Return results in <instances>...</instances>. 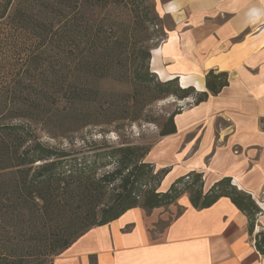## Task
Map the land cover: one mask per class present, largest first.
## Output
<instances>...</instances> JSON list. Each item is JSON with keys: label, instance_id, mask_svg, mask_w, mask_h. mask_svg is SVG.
I'll list each match as a JSON object with an SVG mask.
<instances>
[{"label": "trees", "instance_id": "16d2710c", "mask_svg": "<svg viewBox=\"0 0 264 264\" xmlns=\"http://www.w3.org/2000/svg\"><path fill=\"white\" fill-rule=\"evenodd\" d=\"M0 22V30L4 24L11 36L17 33L23 57L22 76L10 81L6 101L0 98V264H52L91 228L133 208L149 214L184 194L199 210L228 198L246 216L254 247L264 256V234L253 235L262 210L230 178L203 191L202 174L192 171L161 191L170 169L154 171L146 160L149 146L117 147L109 156L112 163L86 165L37 134L65 138L99 125L85 117L91 101L100 103L104 82L127 86L126 105L139 89L152 93L151 102L173 96L192 98L197 105L227 86V74L213 70L204 76L205 92L180 87L177 78L156 79L149 62L158 44L151 43L162 42L164 33L154 30L160 18L151 0H0ZM108 92L117 95L115 87ZM111 106L94 110L104 124L138 119L119 117L127 109L117 115ZM175 114L163 123L159 137L176 132Z\"/></svg>", "mask_w": 264, "mask_h": 264}, {"label": "crops", "instance_id": "0c3cea01", "mask_svg": "<svg viewBox=\"0 0 264 264\" xmlns=\"http://www.w3.org/2000/svg\"><path fill=\"white\" fill-rule=\"evenodd\" d=\"M157 15L173 28L151 50L149 66L161 81L205 92L207 71L226 73L217 95L187 105L173 117L176 132L159 137L146 160L168 167V186L201 173L203 191L228 177L254 201L264 194V0H159ZM165 187V188H166ZM264 208V206H263ZM181 210L167 219L170 210ZM167 222L161 231L155 225ZM264 234V213L254 233ZM264 264L246 216L228 198L195 209L187 194L149 214L140 208L91 228L52 264Z\"/></svg>", "mask_w": 264, "mask_h": 264}, {"label": "rangeland", "instance_id": "374dc122", "mask_svg": "<svg viewBox=\"0 0 264 264\" xmlns=\"http://www.w3.org/2000/svg\"><path fill=\"white\" fill-rule=\"evenodd\" d=\"M154 4L155 10L159 8L161 1L151 0ZM158 13V12H157ZM160 18V23L157 27L154 28L159 33H165L166 31L173 28V19L171 16L164 14H158ZM1 23V22H0ZM11 30H9L4 24L1 25L0 30V98L6 101L7 98V87L10 88V81L16 79V76L22 75L21 65L23 63L22 57V43H17L18 40L15 39L17 36H11ZM158 44L161 43H151ZM156 48V47H155ZM128 49V48H127ZM126 49V50H127ZM118 53V51H116ZM120 58H117L115 62L117 67L120 66ZM150 69V66H149ZM151 71V69H150ZM121 76V75H120ZM122 77V76H121ZM158 81H161L157 78ZM87 84L89 87H93L91 79L87 78ZM115 87L117 90V95H111L109 89ZM127 86L119 82L112 86L108 82H104L103 89L100 90L102 95L98 102L91 101L89 110H91L89 116L85 117L86 121H97L99 125H86L83 128H80L76 132L68 135L65 138H50L47 134L38 132L40 140L50 146L61 148L67 150L69 157L75 159L78 163L82 164H104L112 163L113 158L109 157L113 149L121 146L128 145H145L149 146L150 149L153 147L159 139V131L161 126L168 119L170 115L180 112L182 109L186 108L187 105L181 104L177 98L173 96H168L156 101L151 102L152 93L145 92L142 89H139L135 93V98L132 96V102L128 105L123 103L124 93H127ZM196 91L194 90V93ZM140 94V95H139ZM1 100V99H0ZM110 103L114 108L117 115H120V111L127 109V115L121 114L119 117H137L138 119L131 121L120 119L111 124L102 123V118H97L94 114V110L97 109L100 104L107 106ZM190 103L189 105H192ZM7 105V104H5ZM109 115V114H108ZM108 117V116H106ZM105 117V118H106ZM18 119H15L11 122H16ZM149 162V161H148ZM168 168L165 166L158 167L154 171L157 172L160 169ZM111 165L107 166L106 170H110ZM101 171V169H100ZM166 186H162V183L159 187L161 191L165 190ZM168 207V206H167ZM166 208V207H163ZM180 209L176 211L170 210L167 213L166 218L171 219L175 214H178ZM167 222H160L155 225L156 229L154 231H161Z\"/></svg>", "mask_w": 264, "mask_h": 264}, {"label": "built area", "instance_id": "2783aa9c", "mask_svg": "<svg viewBox=\"0 0 264 264\" xmlns=\"http://www.w3.org/2000/svg\"><path fill=\"white\" fill-rule=\"evenodd\" d=\"M255 202L257 203V205L262 210V213L260 214V216H261L264 213V208H263V206H264V194L260 198H258Z\"/></svg>", "mask_w": 264, "mask_h": 264}, {"label": "water", "instance_id": "95a60500", "mask_svg": "<svg viewBox=\"0 0 264 264\" xmlns=\"http://www.w3.org/2000/svg\"><path fill=\"white\" fill-rule=\"evenodd\" d=\"M179 83V82H178ZM180 87H182L180 84H179Z\"/></svg>", "mask_w": 264, "mask_h": 264}]
</instances>
